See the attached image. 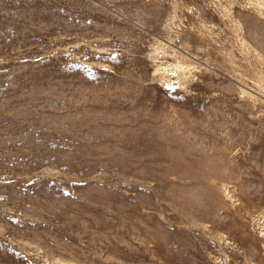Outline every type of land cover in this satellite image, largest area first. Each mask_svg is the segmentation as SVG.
Here are the masks:
<instances>
[{"label":"rangeland","instance_id":"rangeland-1","mask_svg":"<svg viewBox=\"0 0 264 264\" xmlns=\"http://www.w3.org/2000/svg\"><path fill=\"white\" fill-rule=\"evenodd\" d=\"M0 264H264V0H0Z\"/></svg>","mask_w":264,"mask_h":264}]
</instances>
